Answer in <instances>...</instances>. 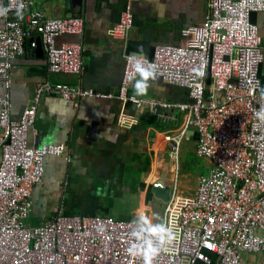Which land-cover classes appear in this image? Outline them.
<instances>
[{"label": "built area", "instance_id": "2783aa9c", "mask_svg": "<svg viewBox=\"0 0 264 264\" xmlns=\"http://www.w3.org/2000/svg\"><path fill=\"white\" fill-rule=\"evenodd\" d=\"M125 1L113 29L117 37L126 35L135 21L133 4L139 0ZM19 2L6 0V7L11 5L13 10L0 17V87L7 91L0 97V264H144L142 257L128 252L131 242H142L131 235L139 231L138 221L68 215L60 207L44 223H30L34 190L46 175V158L63 156L68 150L67 145L29 144L43 99L58 96L78 104L85 98L112 97L47 83L37 90L35 104L14 119L13 71L15 62L27 54L28 41L35 36L42 40L53 75L81 76L85 54L81 43H57L62 36L82 37L83 18H48L31 12L24 26L13 19ZM22 2L25 14L33 1ZM208 7L206 23L184 31L186 44L158 45L153 58H147L156 65L157 78L183 88L189 101L168 103L131 96L136 73L128 56L117 99L137 106L148 103L157 115L173 110L185 113V128L170 139V158L177 157L187 128L194 126L197 155L213 163L210 173L199 178L194 197L171 192L161 223L172 229L175 239L153 264H264V121L256 116L264 96L259 88L252 91L257 81L262 88L264 63L263 40L252 15L264 14V0H208ZM32 47L38 45L34 42ZM142 235L150 238L146 232Z\"/></svg>", "mask_w": 264, "mask_h": 264}, {"label": "crops", "instance_id": "0c3cea01", "mask_svg": "<svg viewBox=\"0 0 264 264\" xmlns=\"http://www.w3.org/2000/svg\"><path fill=\"white\" fill-rule=\"evenodd\" d=\"M32 1L27 13L13 15V19L24 25L31 12H41L48 18L84 19L82 37L57 39L58 44L84 45V72L81 76L51 74L45 51L39 57L38 47H32L40 39L35 36L27 54L15 62L10 91L14 119H20L35 104L37 90L47 83L92 89L112 99L85 98L78 104L58 96L43 99L35 127L29 134V144L31 147L67 145L68 150L63 156L46 158V175L34 190L30 223L40 225L62 207L68 215L114 218L113 215L119 214L116 220L125 221H137L138 215L149 213L151 223L160 224L157 222L162 218L159 214L156 217L155 210L159 206L165 209L168 203L154 198L152 185L162 183L173 194L175 191V196L192 198L200 177L195 184H181L173 169L166 167L170 139L185 128V113L173 110L157 115L148 103L137 106L117 99L125 59L140 47L148 58L158 45L186 44L184 31L207 21L208 0H139L133 4L134 25L121 37L115 36L113 29L123 15L125 0ZM0 2L6 7V0ZM255 25L260 29L264 54V14H259ZM2 26L0 19V29ZM260 78L264 88V63ZM150 83L146 95L135 96L131 85L129 94L146 101H189V94L183 88L161 78ZM6 94L1 86L0 97ZM183 139L192 144L196 153L198 134L194 126L187 128ZM208 161L211 170L213 163Z\"/></svg>", "mask_w": 264, "mask_h": 264}, {"label": "clouds", "instance_id": "9594fccd", "mask_svg": "<svg viewBox=\"0 0 264 264\" xmlns=\"http://www.w3.org/2000/svg\"><path fill=\"white\" fill-rule=\"evenodd\" d=\"M25 5L22 0L15 5V14L22 16ZM13 10V6L5 7L0 2V17H6L10 11ZM128 60L133 63V69L136 73V78L131 81V87L133 88L135 96L146 95L149 88L152 86L151 82H154L157 78V67L154 63L148 61L144 54L143 47H140L136 52L128 56ZM198 75H202L200 69H194ZM259 88L261 95L264 96V88H261L259 82H256V86L252 89L255 91ZM258 119L264 121V105H262L256 112ZM158 217V216H156ZM139 231L134 232L131 235L136 237L137 241L130 244L128 252L132 256L142 257L144 264H153L156 257H158L164 250L165 246L171 244L175 239V234L172 229L165 224L153 225L150 218L147 215H138ZM148 233L149 239H145L143 233Z\"/></svg>", "mask_w": 264, "mask_h": 264}, {"label": "rangeland", "instance_id": "374dc122", "mask_svg": "<svg viewBox=\"0 0 264 264\" xmlns=\"http://www.w3.org/2000/svg\"><path fill=\"white\" fill-rule=\"evenodd\" d=\"M167 152V156L169 157V155L173 153V149L168 147ZM209 165L208 159L197 156L193 150L192 144L184 139L181 140L177 157L173 156L169 161L166 160V167L168 169H173V173L177 176V182L181 184H195L199 177L209 174L211 168ZM133 176L136 177L137 174L134 173ZM164 210L163 207L159 206L155 212L157 216L159 214L163 219ZM124 215L123 213V216ZM113 216L115 219L120 218L119 214ZM147 216L150 217L151 215L147 213ZM162 219L157 223H161ZM136 220L138 221V219Z\"/></svg>", "mask_w": 264, "mask_h": 264}, {"label": "water", "instance_id": "95a60500", "mask_svg": "<svg viewBox=\"0 0 264 264\" xmlns=\"http://www.w3.org/2000/svg\"><path fill=\"white\" fill-rule=\"evenodd\" d=\"M258 17H259V14H253L252 15V23L253 24L257 23ZM14 21L18 22L17 20H14ZM37 50H38L39 57H43L44 56V47H43V42L41 39L38 40V49ZM154 50H155V48L152 49L151 54L148 57L149 59L153 58ZM211 83H212V80L210 77L208 84L211 85ZM166 158L168 161L170 160V157L167 156ZM151 192H152L155 199L163 202L164 204L169 203L171 200V188L170 187H167V186L160 187V186L152 185Z\"/></svg>", "mask_w": 264, "mask_h": 264}, {"label": "trees", "instance_id": "16d2710c", "mask_svg": "<svg viewBox=\"0 0 264 264\" xmlns=\"http://www.w3.org/2000/svg\"><path fill=\"white\" fill-rule=\"evenodd\" d=\"M31 40L27 42V49L31 46Z\"/></svg>", "mask_w": 264, "mask_h": 264}]
</instances>
